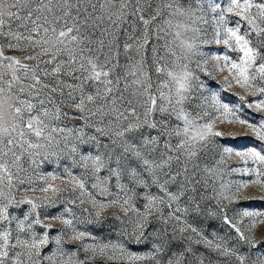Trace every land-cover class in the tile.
Listing matches in <instances>:
<instances>
[{
    "label": "snow or ice",
    "instance_id": "1",
    "mask_svg": "<svg viewBox=\"0 0 264 264\" xmlns=\"http://www.w3.org/2000/svg\"><path fill=\"white\" fill-rule=\"evenodd\" d=\"M250 187L264 0H0V264H264Z\"/></svg>",
    "mask_w": 264,
    "mask_h": 264
},
{
    "label": "rangeland",
    "instance_id": "2",
    "mask_svg": "<svg viewBox=\"0 0 264 264\" xmlns=\"http://www.w3.org/2000/svg\"><path fill=\"white\" fill-rule=\"evenodd\" d=\"M212 47L215 48L218 46L213 45ZM215 54L216 53H214V52L212 53V55H215ZM214 64H215V61L210 60L208 67L211 69ZM227 75H228L227 70L213 71L211 75L203 77V78L209 82L210 88L213 91L219 92L220 87L222 85V81H223L224 77ZM236 93H240V89L236 86H233L231 88H227L224 95L227 97L228 100L237 101V97L234 95ZM221 130L225 131L228 134V135H226L224 140L221 141L222 146L233 147L236 150H243V149H246L247 147L251 146L253 143H255L254 140L247 138L248 134L245 133V131L243 129H241L239 126H231V125L225 124V125L221 126ZM232 135H235L237 137V139H235V140L231 139ZM240 137H244V138H240ZM234 163H236V162H234ZM228 178L236 179V180H239V179L248 180V179H250V177H248L247 175H244L243 177H241L240 174H231V176ZM243 195L245 197H248V199L242 198L240 204L232 205L230 207L237 208V209L244 207V208H249V209H253V210L264 211V199H261V197L264 196V193H262L258 188L250 187L244 191ZM111 211H115V210H111ZM210 224L212 225L211 228H209ZM116 226H117V224L115 221H113V220L107 221L105 223V225L103 226V230L100 231V236L103 238L116 239L117 233L114 231L108 230L109 227H116ZM56 227L59 228L60 227L59 224H57ZM93 227H99V226H93ZM201 227L206 232H213L214 233V232H217L220 229H222L223 224L221 223V221L219 219H213L211 217L205 216L203 218V224L201 225ZM261 233H264V225H257V238L258 239H264V236H261ZM220 234L223 235L224 233L221 232ZM135 250L146 251V249L143 247L137 248Z\"/></svg>",
    "mask_w": 264,
    "mask_h": 264
}]
</instances>
